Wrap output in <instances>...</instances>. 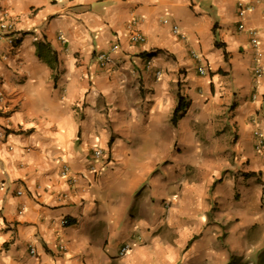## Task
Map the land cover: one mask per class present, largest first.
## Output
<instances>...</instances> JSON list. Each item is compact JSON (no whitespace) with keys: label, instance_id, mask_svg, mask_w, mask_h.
Segmentation results:
<instances>
[{"label":"crops","instance_id":"1","mask_svg":"<svg viewBox=\"0 0 264 264\" xmlns=\"http://www.w3.org/2000/svg\"><path fill=\"white\" fill-rule=\"evenodd\" d=\"M3 20L21 41L16 52L0 39V264L264 251V0H0Z\"/></svg>","mask_w":264,"mask_h":264},{"label":"built area","instance_id":"2","mask_svg":"<svg viewBox=\"0 0 264 264\" xmlns=\"http://www.w3.org/2000/svg\"><path fill=\"white\" fill-rule=\"evenodd\" d=\"M248 9L247 7H240L239 9V17L242 18V16L245 13V10ZM241 29H243L242 24L240 25ZM13 23L11 21H1L0 23V39L2 38H6L9 42V44L11 45V47L13 48V50H15L16 52H19V44L21 41V36L17 35L13 32ZM173 31L174 33H178V27L176 25L173 26ZM252 34V43L254 45H257V38H256V31H251ZM130 38L133 42H143L145 41V37L144 35L140 32V30L138 29H132L131 33H130ZM112 51H115L118 49L117 45L112 46ZM193 57L197 60V62H202V58L199 57V55L194 54L193 53ZM97 60L99 62V65L102 68H105L109 65H113L115 63L114 59L112 58L111 55L107 54V53H100L97 56ZM147 64V68L151 67V61L150 59L147 60L146 62ZM260 68L258 67L256 72L259 74ZM199 73L204 74L206 72L205 68L203 67V65L198 67ZM161 75V71H157L156 72V76L159 77ZM4 100V96L1 94L0 95V101ZM6 131L2 128H0V143L3 142V140L6 138ZM254 136V148L255 150L261 154L264 158V129H262L261 127H257L254 130L253 133ZM104 156V151L102 149H96L93 151V158L96 160L102 159ZM65 174H69L70 171L69 169H66L64 171ZM9 188V184L7 182H3L0 184V190L1 191H6ZM19 194H21V192H19ZM63 226L68 224V221L64 219L63 221ZM63 249H65L63 247ZM130 247L128 244H125L124 246H122L121 250H120V255L121 256H126L129 253Z\"/></svg>","mask_w":264,"mask_h":264},{"label":"trees","instance_id":"3","mask_svg":"<svg viewBox=\"0 0 264 264\" xmlns=\"http://www.w3.org/2000/svg\"><path fill=\"white\" fill-rule=\"evenodd\" d=\"M37 55L40 59L47 62L51 67L55 68L56 64L58 62L57 55L55 52L52 51L50 45L43 43V42H37ZM185 106H183V100L180 98L179 104L174 112L173 116V124H176L177 119L180 117L179 113L182 111V109ZM259 260L256 262V264H264V251L260 254ZM227 264H249L248 262H243V259L241 257L233 256L231 257L230 261Z\"/></svg>","mask_w":264,"mask_h":264},{"label":"rangeland","instance_id":"4","mask_svg":"<svg viewBox=\"0 0 264 264\" xmlns=\"http://www.w3.org/2000/svg\"><path fill=\"white\" fill-rule=\"evenodd\" d=\"M202 65L203 67L206 69V65H205V62H204V59L202 58ZM215 208V207H214ZM262 253V252H261ZM260 253V254H261ZM260 254H257V255H254V256H250L248 258H244V257H241L243 259V262H248L249 264H256V262L259 260V256Z\"/></svg>","mask_w":264,"mask_h":264}]
</instances>
